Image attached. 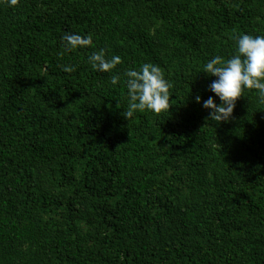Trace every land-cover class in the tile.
Masks as SVG:
<instances>
[{
  "label": "trees",
  "instance_id": "obj_1",
  "mask_svg": "<svg viewBox=\"0 0 264 264\" xmlns=\"http://www.w3.org/2000/svg\"><path fill=\"white\" fill-rule=\"evenodd\" d=\"M69 33L122 79L159 66L170 111L127 120ZM239 34L264 35V0L0 3V264H264V104L250 90L216 124L195 101Z\"/></svg>",
  "mask_w": 264,
  "mask_h": 264
},
{
  "label": "clouds",
  "instance_id": "obj_2",
  "mask_svg": "<svg viewBox=\"0 0 264 264\" xmlns=\"http://www.w3.org/2000/svg\"><path fill=\"white\" fill-rule=\"evenodd\" d=\"M0 3L15 8L20 0H0ZM61 40L62 47L67 52L94 49L88 56L91 69L108 73L112 86L122 85L127 89L128 106L123 113L127 120H131L137 112L161 114L170 111L172 84L159 66L143 63L138 70H126L122 79L121 75L112 74L122 64L121 57H109L103 48L96 50L92 34L69 33L63 35ZM62 70L72 73L76 69L74 66H62ZM203 73L215 77L209 86V91L214 96H209L206 100H202L200 96L195 97L196 103L202 104L208 112L206 120L216 124L230 122L237 101L250 90L259 103L264 104V35L239 34L235 40L234 53L227 59L220 55L213 56L204 64Z\"/></svg>",
  "mask_w": 264,
  "mask_h": 264
}]
</instances>
